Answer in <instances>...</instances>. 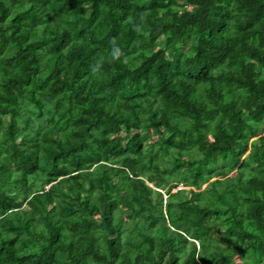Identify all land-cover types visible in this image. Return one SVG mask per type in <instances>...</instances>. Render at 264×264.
Wrapping results in <instances>:
<instances>
[{"label":"trees","instance_id":"16d2710c","mask_svg":"<svg viewBox=\"0 0 264 264\" xmlns=\"http://www.w3.org/2000/svg\"><path fill=\"white\" fill-rule=\"evenodd\" d=\"M0 221V264H264V0H0Z\"/></svg>","mask_w":264,"mask_h":264},{"label":"rangeland","instance_id":"374dc122","mask_svg":"<svg viewBox=\"0 0 264 264\" xmlns=\"http://www.w3.org/2000/svg\"><path fill=\"white\" fill-rule=\"evenodd\" d=\"M180 4H181V2H180ZM244 11H245V8H240V9H237L236 13L237 14H240V13H242ZM203 117L206 120L209 118L207 115H203ZM219 119H220V115L217 116L216 122L219 121ZM245 130H246L245 135L246 136H249L250 137V140H252L253 138H255V139L258 138V135H256V134L254 135V133L252 131L248 130V127H246ZM157 140H158L157 135L155 133H152V135L150 137V142H156ZM242 149H244V148L242 147ZM246 155H247V151L244 149L243 150V157L242 158H244ZM217 158H218V153H216V156L214 158L210 159V160H211V162L216 163L217 162ZM227 163L229 165H232L233 164V159H232V156L231 155H229L227 157ZM255 166H256V163L251 162L248 169L249 170H253L255 168ZM237 173H239V171H237V169H235L231 173V175L232 176H235ZM212 180L213 179L208 180V182L203 185V189L205 191L209 192L211 195H213V186H214ZM183 187L189 188V186H185L183 184H180L178 187H174L172 189V191H174L176 189H179V188H183ZM94 218L97 219V221H99L98 220V215H95ZM173 218H175V217H173ZM207 222L208 223H212L213 221L209 217V218H207ZM1 224H6V223L4 221H0V225ZM210 238L212 239V244H213L214 247L221 248V247H225L226 246V242L224 240V231L223 230H221V229H219V230H212V232L210 233ZM63 258L65 260L67 258V256L66 255H63ZM241 259L242 258H241L240 254H239L238 257H237V261L240 263L241 262Z\"/></svg>","mask_w":264,"mask_h":264},{"label":"clouds","instance_id":"9594fccd","mask_svg":"<svg viewBox=\"0 0 264 264\" xmlns=\"http://www.w3.org/2000/svg\"><path fill=\"white\" fill-rule=\"evenodd\" d=\"M120 54V49L117 47L116 49H115V55H119Z\"/></svg>","mask_w":264,"mask_h":264}]
</instances>
